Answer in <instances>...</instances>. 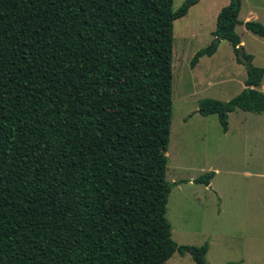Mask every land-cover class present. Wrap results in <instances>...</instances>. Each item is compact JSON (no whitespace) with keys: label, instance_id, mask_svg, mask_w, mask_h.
<instances>
[{"label":"trees","instance_id":"obj_1","mask_svg":"<svg viewBox=\"0 0 264 264\" xmlns=\"http://www.w3.org/2000/svg\"><path fill=\"white\" fill-rule=\"evenodd\" d=\"M198 1L0 0V264H164L174 252L205 264L206 244L176 245L164 216L172 24ZM239 7L217 12L188 63L225 41L243 66L238 94L197 104L223 133L234 110L264 114Z\"/></svg>","mask_w":264,"mask_h":264},{"label":"rangeland","instance_id":"obj_2","mask_svg":"<svg viewBox=\"0 0 264 264\" xmlns=\"http://www.w3.org/2000/svg\"><path fill=\"white\" fill-rule=\"evenodd\" d=\"M184 0H172L175 11ZM229 0H199L173 21L171 116L164 181L170 237L178 246L206 244L205 264H264V114L234 110L223 134L215 115L200 116L203 99L228 101L243 88L244 68L220 41L215 53L190 69L193 54L212 40L217 12ZM234 32L251 64L264 71V37L243 23L264 27V0H240ZM255 90L264 93V74ZM216 171L210 185L194 180ZM164 264H193L174 252Z\"/></svg>","mask_w":264,"mask_h":264},{"label":"crops","instance_id":"obj_3","mask_svg":"<svg viewBox=\"0 0 264 264\" xmlns=\"http://www.w3.org/2000/svg\"><path fill=\"white\" fill-rule=\"evenodd\" d=\"M240 44H241V42H240ZM227 116H228V115H227ZM222 133H223V132H222ZM223 134H225V132H224ZM215 172H216L215 170L212 172L213 175H214ZM213 175H212V177H213ZM212 177H211V178H212ZM208 185H210V181H209Z\"/></svg>","mask_w":264,"mask_h":264}]
</instances>
